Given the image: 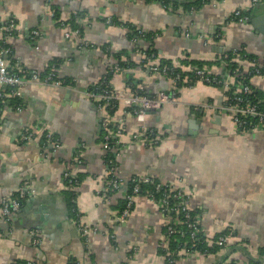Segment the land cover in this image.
Segmentation results:
<instances>
[{
	"label": "crops",
	"instance_id": "obj_1",
	"mask_svg": "<svg viewBox=\"0 0 264 264\" xmlns=\"http://www.w3.org/2000/svg\"><path fill=\"white\" fill-rule=\"evenodd\" d=\"M236 10L251 11V22L264 13V0L255 7L252 0H217L192 13L167 12L146 0H52L50 4L0 0V23H14L7 42L12 51L7 65L43 72L59 61L58 78L74 81L71 89L24 84L19 89L21 111L0 107V205L23 182L29 186L21 213L10 226L3 225L0 264H167L169 243L157 205L137 196L126 221H116L133 176L149 177L188 195L187 206L209 245L231 234L217 253L178 251L173 264H264V131L236 132L222 111V88L202 83L180 88L174 102L145 114L142 120L120 104L108 116L84 93L101 80L107 66L115 64L113 54L122 52L139 63L150 46L156 57L147 69L114 74L110 80L114 89L150 97L172 92L170 80L148 71L159 62H171L185 73L195 67L190 62H209L212 74L221 76L222 63L217 61L226 51L238 49V58L249 55L261 61L264 23L254 28L250 22H228ZM53 11L57 20L51 16ZM73 17L81 37L66 39ZM126 25L156 37L151 42L131 40ZM35 30L40 36L33 40ZM215 32L223 37L214 40ZM81 43L93 47L80 48ZM240 65L244 72L252 68L246 59ZM248 81L264 97V75ZM200 104L211 108L194 116L190 106ZM105 115L114 129L123 128L116 170L122 185L116 192L108 190L101 147L100 121ZM198 118L201 124L193 131L190 122ZM25 129L36 132L34 142L20 140ZM46 131L58 137L59 149L39 145ZM147 131L158 135L156 146L142 142ZM65 171L80 181L73 190L76 216L69 204L71 189L63 181ZM78 225L97 232L89 233L84 242ZM34 230L39 231L38 245L33 244Z\"/></svg>",
	"mask_w": 264,
	"mask_h": 264
},
{
	"label": "built area",
	"instance_id": "obj_2",
	"mask_svg": "<svg viewBox=\"0 0 264 264\" xmlns=\"http://www.w3.org/2000/svg\"><path fill=\"white\" fill-rule=\"evenodd\" d=\"M52 0H46L47 4H50ZM217 1V0H216ZM214 2V1H212ZM263 0H252V6L255 7L261 4ZM211 3V2H210ZM207 3L206 5L210 4ZM160 7H162L159 3ZM205 5V6H206ZM162 9H164L162 7ZM165 10V9H164ZM180 10V9H179ZM247 10H236L227 20L231 19L230 23L235 24H247L250 22V18L247 15ZM54 11L51 13L53 16ZM107 24H111V20H107ZM14 31V23L13 21H4L0 23V100L3 101L7 96L15 97L21 99V94L19 89L27 83L37 84L41 86L47 87H63L67 89H71L74 87V81L72 79L69 80L68 83L64 84L63 80H60L56 74L57 67L54 63H52L50 70L43 74V72H38L37 70H25L20 69L18 64H15L13 67H9L7 65L6 58L11 55L12 51L10 46L7 44L8 39L11 37L12 32ZM32 39H36L40 36V32L38 30L32 31L31 33ZM78 31H72L65 33L66 39L71 38H79ZM214 40H219L222 38V34L220 32H215L213 34ZM80 48L90 49L93 46L90 44H80ZM233 53V55L238 54V49L229 50ZM228 52V51H226ZM144 58V53L141 54ZM228 58V55H223L222 67L225 71L226 63L224 60ZM252 68H256L255 76H258L259 73L257 71L258 67H264V59L261 61L255 59L251 61ZM18 68V70H17ZM173 67L168 66H151L148 71L151 73L159 74L172 82L174 85V90L170 93L160 92L154 97L147 96L140 92H133L129 95H126L124 92L119 91L111 87L109 84L104 85L100 84L97 88L96 93L89 92L87 90L84 91L85 95L93 99L96 103H98V107L100 110H103L105 113L109 112V110L115 109L119 104L128 108L129 113L135 116L137 119L142 120L145 114L150 112L158 111L162 105L174 102L177 96V83H182L184 86L182 88H190L187 84L191 82L194 83H202L204 85H209L212 87H220L224 90V105L222 106V111L225 112L235 126V130L238 133H254L264 131V102L259 100H251L247 95H250L252 90L248 83L240 80L236 70L233 72H223L221 76H216L212 74L209 68L195 69L193 71L192 77L183 76L181 77L182 72H173ZM176 69V68H175ZM115 73L121 72L120 68L116 65L114 67ZM8 86L11 88V91L8 95L2 93V87ZM108 108V109H106ZM211 106L208 104H200V105H191L190 111L194 116H200L205 114L207 110H209ZM16 112L22 110L21 106H17L14 109ZM218 111V110H217ZM105 118H102L101 127L106 129L109 125V118L105 115ZM122 126L119 125L113 128L112 130H107V133L103 136V141L101 142V147L104 152V157H106L109 153L113 154V160L117 163V157L119 148L115 146H120L119 138L122 134ZM142 142L144 141L146 144H150L156 146L159 143L158 135L151 131L143 134ZM36 137V132L34 133L30 129H25L22 132L20 140L23 143L34 142ZM111 137L115 139L114 145L110 144ZM43 142L41 147L43 149H51L55 151L60 148V142L58 137L50 132L46 131L43 134ZM111 165L110 169L107 171V175L111 178L108 179L107 185L110 190H117L121 187V181L116 175V170L118 168L114 166L113 161H109ZM118 165V163H117ZM134 177H137L142 180L143 183H151L149 177H139L133 176L131 179L134 182ZM63 181H66L68 184V188L71 190H75L79 183L74 175L71 174L70 171H65L63 174ZM170 186V185H169ZM171 187V188H170ZM164 189V186L161 184H156L154 186L156 192H161V196L158 200L153 198L151 193H147L145 196L151 203L158 206L159 211L162 217L165 220V228H166V238H170L176 235H185L188 238V243L185 242L181 246L180 251L186 254H200L196 249L199 243V234H200V224L198 218L192 216L191 211L189 210L187 204L189 200V196L184 192L178 189L172 188V186ZM139 192V185L136 183L133 186L132 193L137 194ZM29 195V186L27 182H23L15 194L9 198H3L0 205V235L3 230V225H9L19 213L21 204L26 200ZM134 196H125L126 207L125 209L117 216L116 221L119 224H123L128 215L130 214V209L133 204ZM175 200L176 202H172ZM181 212L183 214V220L178 218L177 214ZM182 224L184 229H179L178 225ZM78 229L80 231L81 237L86 241V237L89 233L95 234L97 232L96 228H90L86 226L78 225ZM31 235L33 237V244H39V231L34 230L31 231ZM231 234L220 236L216 240V245L219 247H224L226 245V239L230 237ZM178 245L179 241L174 240ZM203 243V242H202ZM206 243V241H205ZM209 245L208 243H206ZM204 245V243H203ZM179 246V247H180ZM168 251V250H167ZM202 255V254H201ZM167 264H173V260L171 259L172 252H167ZM18 264V263H11ZM27 264H32L31 262H27Z\"/></svg>",
	"mask_w": 264,
	"mask_h": 264
},
{
	"label": "trees",
	"instance_id": "obj_3",
	"mask_svg": "<svg viewBox=\"0 0 264 264\" xmlns=\"http://www.w3.org/2000/svg\"><path fill=\"white\" fill-rule=\"evenodd\" d=\"M146 1L148 3H159L165 9V11H167V12H177L180 9L181 11H183V13H192L194 11H198L199 9L203 8L207 3H210V2L216 1V0H146ZM247 15L251 19V11H248ZM53 17L56 18V20H57V15L55 13L53 14ZM230 20L231 19H229L227 21H230ZM57 24L63 25V26L69 24L70 25V29L72 31H78L79 36L81 37L82 31H81L80 27L77 25V23L75 22V17L70 19V23H68V24L66 22H64V24L60 23V22H57ZM112 24L118 25L119 23H117L115 21H112ZM126 27L128 29V37L131 40H134V41L144 40L146 42L147 41L151 42V40L154 39V37H156V34H154V33L143 32L142 30L137 29V28H135V27H133L131 25H126ZM143 53H144L145 57L139 63H135V62L131 61L127 56H125L124 53L122 54V52L113 54V57H114L113 60L115 61V64L107 66L106 67V72H105L104 76L101 78V80L96 85H94L93 87H89L87 89V91L92 92V93H96L98 86L100 84H102V83L104 85H108L109 84L111 86L110 80L113 78L114 74H116L115 70H114V67L116 65L118 66V68H120V70H123V71L124 70H132V69H136V68H139V67L143 68L144 70L147 69L149 62L152 61V59L156 57V52L150 46L148 48V50L147 51H143ZM225 54L228 55V58L226 60H224L225 63H226V68H225V71L223 69V72H226V70L228 72H233V71L236 70V73L238 74V76H240L239 79L244 81L245 83L249 84L248 79H249V77H252V76L255 75L256 68H251V69H248L247 72H244V70L242 69V66L240 65V61L241 60L244 61L245 59L249 60V61H253V60H255V58H253L252 56H249V55H242L241 56L242 59H240L241 57L238 58L239 52H238V54L233 55V53L231 51H228V52H224L221 55V61H217V65L222 63L223 55H225ZM52 63H54L55 66H56V65L59 64V61H54ZM52 63L44 70L43 74H46L50 70ZM192 64L195 65V67L191 68V70L189 72H186V73L182 72L181 73V77L182 78H183V76H187L188 78L192 77L193 71L195 69L209 68L207 66H210V64H212V63H209V62L208 63H206V62L202 63V62H194L193 61V62H190V65H192ZM158 65L159 66H168L170 68L173 67L171 62H162V63L159 62ZM175 68L172 69L173 72H179L180 71L179 69H177V68L175 69ZM257 71H258L259 75H264V67H258ZM60 80H63L64 84L69 82V80H67V79H60ZM194 83H195V80H194ZM194 83L191 82L190 84H187V85L189 87H192V86L195 85ZM176 85H177L176 86L177 89H180V88H182V86H184L181 82L177 83ZM207 86H209V85H207ZM250 88H251L252 92H251L250 95H247V97H249V99H251V100H259V101L264 102V97H262L260 94L255 92V90L251 87V85H250ZM2 89H3L2 93L5 94V95H8L9 92L11 91V88L8 87V86H4ZM96 105H98V103H96ZM2 106H9V107H11L13 109H15V107H17V106H21L23 108V102H22L21 99L7 96L3 101L0 100V107H2ZM106 109H108V108H106ZM112 112H114V109L109 110V112H107V115L108 116L111 115ZM100 126H101V121H100ZM100 129H101V141H103L102 139H103L104 134L107 133V130H112L113 126L111 124H109L106 127V129H104L102 127ZM43 140L44 139H43V135H42L39 145H42ZM114 141H115V139H113L111 137L110 144L114 145ZM115 147L119 148L120 146H115ZM103 160H104V164L106 166L107 171L111 167V165L109 164V161H113V164H114L115 167L118 166L117 163L114 162L113 154H111V153H109L106 157H104ZM110 178L111 177L109 175H107V182H108V179H110ZM76 179H77V177H76ZM77 180H78V183H79L80 182L79 179H77ZM134 180H135L134 182L132 181V179L129 180L127 189L125 190V196H134V197L144 196L145 197L147 195V193L149 192V193H151L153 195V198L155 200L159 199V197L161 196V192H156L154 186L156 184H161L160 182H158V181H156L154 179H151V178L149 179L151 183H143L142 180L137 178V177H134ZM136 183L139 185V192L137 194L133 195L132 189H133L134 184H136ZM64 184L66 186L68 185L66 183V181H64ZM161 185L164 186V189L167 188V187H170L167 184H161ZM110 189L111 188L109 187L108 190H110ZM119 189L120 188H118L117 190H119ZM117 190H110V191L111 192H116ZM70 194H71L70 195L71 197H70V200H69V204H70V206L72 208V214L74 216H76V208H75V204L73 203V200H72V199L75 198V192L73 190H71ZM172 202H176V201L173 200ZM125 207H126V200L123 201V205L121 206V209H120L118 215L125 209ZM132 207H133V204L131 206L130 211L132 210ZM191 214H192V216L196 217L194 212L191 211ZM177 216H178V218L183 220V214L181 212H179L177 214ZM178 227H179V229H181V228L184 229V226H182V224H179ZM163 233H164V235L166 234L165 226H164ZM224 235L225 234H223L221 236H224ZM198 236H199V243L200 244L196 247L195 250H197L202 255L215 254L219 250L224 248V247H219L216 244H214L213 246L207 245L205 243L206 240L204 239V237L202 235L201 229H200V234ZM219 237H217V239ZM174 240H178L179 241V245ZM187 241H188V238L185 235H183V236L182 235H176V236L168 238V243H169L168 244V249H169L170 252H172L171 259L173 260V263H174V259H175V256H176L177 252L180 251L179 249H181L180 245H183ZM202 242L204 243V245H203ZM14 263L27 264L26 261H14ZM249 264H256V263L249 262Z\"/></svg>",
	"mask_w": 264,
	"mask_h": 264
},
{
	"label": "water",
	"instance_id": "obj_4",
	"mask_svg": "<svg viewBox=\"0 0 264 264\" xmlns=\"http://www.w3.org/2000/svg\"><path fill=\"white\" fill-rule=\"evenodd\" d=\"M260 21L264 23V13L261 14L260 16H257L255 18H253L250 23H251L252 27L256 28L258 22H260ZM262 32L264 34V30ZM129 78H130V76H129ZM217 115H218V112L217 111H214L213 112V116H216L217 117ZM190 124H191V129L193 131H196L198 129V125L201 124V118L192 119L191 122H190ZM196 127H197V129H196ZM20 213H21V211H19V213L17 215H19Z\"/></svg>",
	"mask_w": 264,
	"mask_h": 264
}]
</instances>
